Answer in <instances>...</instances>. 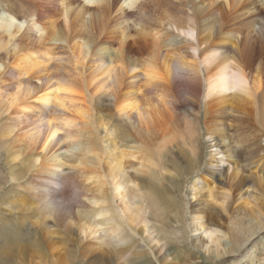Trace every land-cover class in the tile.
I'll list each match as a JSON object with an SVG mask.
<instances>
[{
	"label": "bare ground",
	"instance_id": "1",
	"mask_svg": "<svg viewBox=\"0 0 264 264\" xmlns=\"http://www.w3.org/2000/svg\"><path fill=\"white\" fill-rule=\"evenodd\" d=\"M26 4L0 0V264L52 257L50 223L91 264H217L264 232L262 206L231 218L264 182V0Z\"/></svg>",
	"mask_w": 264,
	"mask_h": 264
},
{
	"label": "rangeland",
	"instance_id": "2",
	"mask_svg": "<svg viewBox=\"0 0 264 264\" xmlns=\"http://www.w3.org/2000/svg\"><path fill=\"white\" fill-rule=\"evenodd\" d=\"M22 1V0H21ZM23 2L25 3V7L27 8V0H23ZM251 173V172H250ZM250 173H245L243 175V179H245L246 183L244 184V186H242V190L240 191V194H242V198L237 200L233 206H235V209L233 210V214H232V219L238 215L239 211L241 213V209L237 206H239L238 204H240L242 201L245 202H250V206L253 205L255 206H262L264 207V182L259 181L254 174L249 175ZM247 174V177H246ZM264 174V173H263ZM255 177V178H254ZM209 178H211V176L209 175ZM247 178V179H246ZM250 179V180H249ZM253 179V180H252ZM199 184L201 186H203V182L200 181ZM216 188H220V184H218V182H216ZM249 191L250 194H246V192ZM13 223V221H12ZM28 226L30 227L31 224L29 222V219L27 220ZM170 224H173V222H169ZM229 224V221L227 222V224L225 223V227H227ZM51 225V226H50ZM49 227V229H47ZM47 228L45 229L46 231H54V234H51L50 232H46L43 237L44 239H40V248L43 246V243L46 242L47 240H49L50 238H52V240L54 242H56L55 248L52 247L51 250H53L54 255L52 257L49 256H45L43 257V253L41 251V257L42 259H44L45 261L41 262V264H54L55 263V259H61V261L66 264H91V261L88 260V256H84L82 253V250L78 248V244L76 241V237L73 234H64L63 232L61 233V231L57 230L56 227L52 226V224L50 223L49 226H47ZM264 237V232H261L255 236L252 237L251 241L249 243L246 244L245 247L241 248L240 251H236L234 252V254H229L225 257H222L221 259H218L217 264H229L232 263L234 260H242V264H249L250 260L249 258H247L248 260H244L245 258L243 257L245 253H247L248 251H251V248H256L257 250L254 251L256 253H260L259 255H261V253H264V245L262 243V238ZM184 246V250L183 252H186L187 246H185L184 244H182ZM254 245V246H253ZM173 247V246H172ZM180 248V247H179ZM179 248H174L173 247V255L175 253H177L178 251L181 252L182 249ZM175 249V250H174ZM191 251L193 252V257L196 258L195 262L198 264H210L211 261L209 260H205L203 257V253L200 252L199 249H194L191 246ZM237 250V249H236ZM175 251V253H174ZM188 251V250H187ZM146 258L142 259L143 261H149L151 264H158V262L155 260V258L153 257V255H151L149 253V255L147 254L145 256ZM53 258V259H52ZM137 256L131 255L130 257H128V259L124 262L125 264H136L137 262L140 261V259H136ZM141 262V263H142ZM93 264H108L106 262V260H102V259H97L95 261H93Z\"/></svg>",
	"mask_w": 264,
	"mask_h": 264
}]
</instances>
